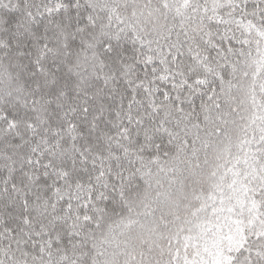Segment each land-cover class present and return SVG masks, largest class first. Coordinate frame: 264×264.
Segmentation results:
<instances>
[{
  "label": "trees",
  "instance_id": "trees-1",
  "mask_svg": "<svg viewBox=\"0 0 264 264\" xmlns=\"http://www.w3.org/2000/svg\"><path fill=\"white\" fill-rule=\"evenodd\" d=\"M0 264H264V0H0Z\"/></svg>",
  "mask_w": 264,
  "mask_h": 264
}]
</instances>
